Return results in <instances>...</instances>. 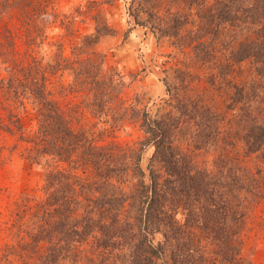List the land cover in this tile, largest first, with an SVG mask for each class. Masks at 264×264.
<instances>
[{
  "label": "trees",
  "instance_id": "obj_1",
  "mask_svg": "<svg viewBox=\"0 0 264 264\" xmlns=\"http://www.w3.org/2000/svg\"><path fill=\"white\" fill-rule=\"evenodd\" d=\"M113 1L62 10L54 0H0V130L43 168L41 195L19 197L0 228L14 237L0 258L247 263L243 236L264 203V0H123L129 24L181 55L154 114L126 98L125 75L98 48L115 32L104 13ZM81 22L91 30L80 34ZM56 28L72 38L69 52L57 42L41 54ZM223 95L228 111L215 102ZM129 127L142 137L119 140Z\"/></svg>",
  "mask_w": 264,
  "mask_h": 264
},
{
  "label": "rangeland",
  "instance_id": "obj_2",
  "mask_svg": "<svg viewBox=\"0 0 264 264\" xmlns=\"http://www.w3.org/2000/svg\"><path fill=\"white\" fill-rule=\"evenodd\" d=\"M59 8L68 10L74 5L84 3L85 0H54ZM123 0H114L104 6L105 16L115 29L114 34L101 38L98 48L107 53V65L116 67L126 77L127 86L125 96L130 102H135V96L139 98L140 106H147L151 113H156L157 108L163 105L166 99V86L163 82L164 76L172 80L170 67L176 61V52L171 42L167 39L157 41L151 32L141 26H132L127 22ZM9 20V19H8ZM14 20L8 21L10 27ZM79 33L83 34L91 30V25L78 24ZM5 32L4 23H0V40ZM62 42L66 52L70 50L72 38L63 36L56 28L48 31L46 43L40 47L41 54H52L56 51L54 43ZM181 57V55H179ZM226 95L215 101L222 110L225 107ZM139 106V105H138ZM228 111V110H227ZM23 122L31 126L33 113L27 105L22 112ZM226 122L223 123L225 126ZM119 140H138L142 133L137 128H126L117 132ZM0 146L2 155L0 157V228L9 224L13 209V203L22 196L38 197L42 191L43 168L29 161L26 156V143L21 141L17 135L9 134L0 130ZM152 147H148L143 154L142 165L148 164ZM214 154L213 150L200 151L199 160H210ZM179 218L181 216H178ZM244 237L242 255L244 260L251 264H264V203L259 206L256 216L249 221V226ZM14 243L13 234L6 228L0 229V256L7 244ZM173 243L169 242L166 248V257L170 259V251ZM14 261L12 255L9 261L0 258V264H8ZM244 263V264H247ZM14 264V263H13Z\"/></svg>",
  "mask_w": 264,
  "mask_h": 264
}]
</instances>
